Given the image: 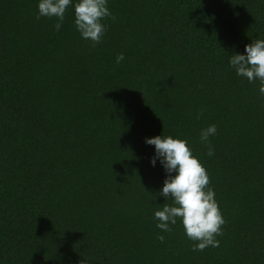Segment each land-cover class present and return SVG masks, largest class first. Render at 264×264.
<instances>
[{"label": "trees", "instance_id": "trees-1", "mask_svg": "<svg viewBox=\"0 0 264 264\" xmlns=\"http://www.w3.org/2000/svg\"><path fill=\"white\" fill-rule=\"evenodd\" d=\"M77 2L57 31L39 0H0V264H264V95L229 64L264 40V0H108L95 45ZM155 136L206 168L218 247L157 228Z\"/></svg>", "mask_w": 264, "mask_h": 264}, {"label": "clouds", "instance_id": "clouds-1", "mask_svg": "<svg viewBox=\"0 0 264 264\" xmlns=\"http://www.w3.org/2000/svg\"><path fill=\"white\" fill-rule=\"evenodd\" d=\"M108 0H78L74 5L75 28L84 39L93 44H99L106 32V25L102 23L110 17L116 16L107 6ZM72 0H39L36 19L42 16L55 17L57 31L62 26L67 8ZM246 54H234L229 64L236 74L245 77L249 82L260 81L259 92L264 95V40L257 39L246 45ZM125 59L121 53L116 58L119 64ZM199 113V115H202ZM217 133L215 124L201 130V141L209 145L208 155L215 154L209 137ZM149 145H155L156 155L152 159L155 166L160 159L169 174L159 195L172 200V204L165 203L161 210L155 211L154 218L158 221L157 228L163 233H171L172 225L179 218L189 239L195 241L194 251H204L209 246L218 247L220 241L216 236L223 235L222 226L226 223L215 199V191L209 187V174L201 161L193 155L186 140L172 136H155L146 138ZM172 173H176L172 175ZM162 243L163 234L157 237Z\"/></svg>", "mask_w": 264, "mask_h": 264}]
</instances>
